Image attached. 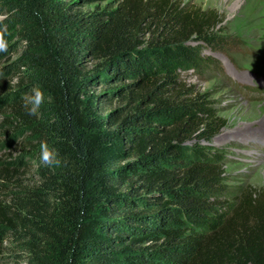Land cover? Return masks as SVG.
<instances>
[{
	"label": "trees",
	"instance_id": "1",
	"mask_svg": "<svg viewBox=\"0 0 264 264\" xmlns=\"http://www.w3.org/2000/svg\"><path fill=\"white\" fill-rule=\"evenodd\" d=\"M164 7L145 37L134 0L90 12L0 0L6 51L13 38L24 44L0 67L5 134L29 132L62 161L40 165L37 188L16 185L9 204L0 199V224L30 264H264V191L227 183L222 156L201 143L224 121L205 93L183 94L179 82L218 66L202 50L220 45L223 19ZM33 89L50 100L47 113L41 103L28 114ZM114 100L122 105L103 114Z\"/></svg>",
	"mask_w": 264,
	"mask_h": 264
},
{
	"label": "rangeland",
	"instance_id": "2",
	"mask_svg": "<svg viewBox=\"0 0 264 264\" xmlns=\"http://www.w3.org/2000/svg\"><path fill=\"white\" fill-rule=\"evenodd\" d=\"M62 1L73 2L76 10L90 12L115 9L126 0ZM134 1L146 15H141L145 37L159 26V20L166 10L162 6L168 4H171V8L185 4L204 10L214 9L220 14L223 21L216 32L221 37L220 45L214 50L208 46L202 50L204 55L217 60L218 66L203 74L182 73L179 82L184 85V90L181 93L190 90L205 93L208 104L224 121V125L208 142L201 143L209 145L211 151L222 156L227 183L235 190L238 187H251L264 191V0ZM3 18L4 15L0 14V20ZM11 44L14 45L0 58V67L16 62L23 54L24 44L17 38H13ZM95 63V60L87 58L85 66L91 69ZM101 88L96 83L93 90L99 91ZM43 96V111L47 113L51 102ZM121 105V101L114 100L105 106L103 114ZM2 120L3 114L0 113V164L6 161L10 164L6 171L0 173H6L0 178L4 182V185L0 183V199L9 204L12 193L18 190L16 185L27 189L40 185V144L35 136L24 130L17 135L7 133L10 134L7 137ZM54 165L61 166L62 161L58 160ZM19 240L15 238V231L0 224V264H30L27 261L28 251Z\"/></svg>",
	"mask_w": 264,
	"mask_h": 264
},
{
	"label": "clouds",
	"instance_id": "3",
	"mask_svg": "<svg viewBox=\"0 0 264 264\" xmlns=\"http://www.w3.org/2000/svg\"><path fill=\"white\" fill-rule=\"evenodd\" d=\"M0 51H6V45L0 39ZM44 100L43 92L39 89H33V94L29 100L24 104L29 115H37L38 109ZM40 162L44 166H51L54 162H58L57 155L54 149L49 148L46 142L40 144Z\"/></svg>",
	"mask_w": 264,
	"mask_h": 264
}]
</instances>
